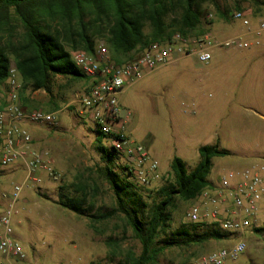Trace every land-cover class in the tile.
Here are the masks:
<instances>
[{
	"label": "rangeland",
	"instance_id": "obj_1",
	"mask_svg": "<svg viewBox=\"0 0 264 264\" xmlns=\"http://www.w3.org/2000/svg\"><path fill=\"white\" fill-rule=\"evenodd\" d=\"M236 7L245 13L244 20L251 29L264 19V0L201 1L200 23L188 38L207 35L210 41H223L243 36L247 32L244 20L230 18ZM177 16L171 14L169 18ZM243 39L259 44L242 51L214 48L208 63H200L194 56L184 57L146 74L120 95V104L129 114L126 136L142 145L158 163L160 178L139 187L156 191L166 179L172 180L171 161L175 157L191 171L199 161L201 146L218 144L231 153L212 159L207 179L216 189H220L223 177L233 173L231 182L236 181L238 174L248 168L247 160L264 155V35ZM101 44L97 37L95 49ZM90 82V78L71 82L56 77L50 95L44 91L23 93L28 111L47 112L55 107L54 125L28 124L26 128L36 139L38 149L49 153L59 180L53 182L39 171L34 174L39 183L26 181L23 169L0 167V209L7 207L2 195L11 193L14 186H22L11 221L25 255L18 264H120L126 253H141L139 241L122 216L92 222L57 204L60 193L78 196L83 192L93 205L92 213L106 212L114 205L113 194L101 177L100 168L105 162L98 151L95 126L90 113L78 115L75 103L81 97L80 84L87 86ZM3 91L0 86V95ZM101 145L108 148V138H103ZM115 165L122 167L124 162L118 158ZM143 197L149 203L146 193ZM193 204L176 201L168 235L190 224L186 212ZM258 223H263L262 219ZM258 229L261 231L251 227L240 235L231 234L202 245L167 249L156 264H194L199 257L230 247L240 239L246 244L245 251L235 261L224 264H264V226Z\"/></svg>",
	"mask_w": 264,
	"mask_h": 264
},
{
	"label": "trees",
	"instance_id": "obj_2",
	"mask_svg": "<svg viewBox=\"0 0 264 264\" xmlns=\"http://www.w3.org/2000/svg\"><path fill=\"white\" fill-rule=\"evenodd\" d=\"M201 1L213 2L0 0V86L7 78L9 65L14 64L21 80V105L26 109L24 92L44 91L50 95L52 80L56 77L74 81L87 78L76 69L71 55L74 52L94 53L97 37L118 65L137 58L153 43L169 42L176 33L189 37L200 23L198 8ZM235 10L242 12L239 7ZM171 14L179 16L170 19ZM222 17L226 18L225 15ZM146 28L149 29L147 33ZM95 132L98 151L105 162L100 168L101 177L113 194V207L103 213H92L93 205L86 201L83 192L78 196L60 193L57 204L92 222L122 216L139 241L141 253H126L120 264H156L158 256L167 249L202 245L231 235L220 231L217 224L201 223L181 225L169 235L167 233L176 201H194L209 188L207 177L212 159L230 156L228 150L219 148L218 144L201 146L199 161L191 171L180 158H173L172 180L166 179L154 191L136 185L127 167L116 166L119 156L115 150L101 145L102 139L108 137ZM144 193L150 199L149 203L144 200Z\"/></svg>",
	"mask_w": 264,
	"mask_h": 264
},
{
	"label": "built area",
	"instance_id": "obj_3",
	"mask_svg": "<svg viewBox=\"0 0 264 264\" xmlns=\"http://www.w3.org/2000/svg\"><path fill=\"white\" fill-rule=\"evenodd\" d=\"M230 18L233 21L246 19L244 12L235 10ZM247 28L245 35L259 37L264 35V19L257 27ZM259 41L244 40L243 36L223 41H210L207 35L196 38L183 37L176 33L165 44L149 45L137 58L123 64H116L109 56L105 45H99L94 53L74 52L71 55L76 69L91 79L88 92L75 101L78 115L90 113L95 130L108 137L110 148H113L124 166L131 172L133 181L138 186H149L160 177L157 173L158 163L149 157L147 150L140 144L131 141L125 133V124L129 114L120 104L119 97L126 87L142 79L146 74L178 60L194 56L200 63H208L212 59L214 48H234L247 50ZM0 95V167L19 165L26 172L25 180L39 183L34 177L43 171L53 182L59 180L55 173L49 153L33 146L29 132L22 124L54 125V113L38 110H25L20 100L21 80L14 64L8 68L7 78L2 85ZM233 173H229L220 181V189L216 195L204 190L194 200V204L186 212V220L190 224H217L226 233L240 235L253 226H258V219L264 223V161L249 166L238 174V179L231 182ZM22 186H14L9 194H3L7 207L0 209V264H18L25 260V255L11 228L12 209L20 199ZM221 197H227L231 204L225 214L221 213L218 203ZM210 205V208L208 207ZM246 249L244 240L230 247L205 254L194 264H224L235 261Z\"/></svg>",
	"mask_w": 264,
	"mask_h": 264
},
{
	"label": "crops",
	"instance_id": "obj_4",
	"mask_svg": "<svg viewBox=\"0 0 264 264\" xmlns=\"http://www.w3.org/2000/svg\"><path fill=\"white\" fill-rule=\"evenodd\" d=\"M244 37L245 36H248V35H245V33L244 34H242ZM181 60V59H180ZM179 61V60H178ZM177 61V62H178ZM177 62H175V63H177ZM175 63H173V64H175ZM68 81H74V80H71V79H67ZM91 82H90V84L89 85H87V86H84V85H82V84H80V92H79V94H78V96H83V95H85L87 92H88V90H89V88L91 87ZM36 92H38V91H36ZM77 96V97H78ZM68 104H66V106H67ZM22 108H23V106H22ZM55 108V107H54ZM54 108H53V110L51 109L50 111H47V112H44V113H54L56 110H54ZM25 110H27V109H25ZM28 124H26V123H24V124H22V126L27 130V128H26V126H27ZM28 131V130H27ZM96 131V130H95ZM32 138V137H31ZM32 140H33V146L35 147V148H38L37 146H38V144H37V142H36V139L35 138H32ZM264 157V155H261V156H256V158H254V159H252V160H247L246 161V165L249 167V166H251V165H254V164H259V163H262L263 162V160L264 159H262ZM53 165V164H52ZM14 168H20V166L19 165H15L14 166ZM218 186V185H217ZM215 187H216V185H215ZM207 190H209L210 191V193L212 194V195H216V191H217V189L216 188H214V184L212 183V184H210V186H209V188H207ZM24 200H26V199H24ZM230 204H231V200L229 199V198H227V197H221L220 198V200H219V203H218V208H219V210L221 211V213H223V214H225V212H226V210H228L229 209V207H230ZM262 211H264V208H262L261 209V211H260V215H261V213H262ZM264 226V223H259V225L258 226H253L252 227V229H258V228H260V227H263Z\"/></svg>",
	"mask_w": 264,
	"mask_h": 264
}]
</instances>
